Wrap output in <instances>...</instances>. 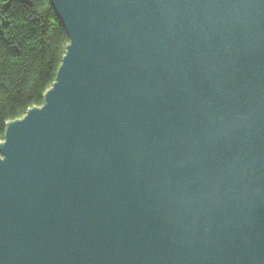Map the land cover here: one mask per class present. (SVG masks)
Instances as JSON below:
<instances>
[{
    "label": "water",
    "instance_id": "obj_1",
    "mask_svg": "<svg viewBox=\"0 0 264 264\" xmlns=\"http://www.w3.org/2000/svg\"><path fill=\"white\" fill-rule=\"evenodd\" d=\"M69 43L0 141V264H264V0H51Z\"/></svg>",
    "mask_w": 264,
    "mask_h": 264
},
{
    "label": "trees",
    "instance_id": "obj_2",
    "mask_svg": "<svg viewBox=\"0 0 264 264\" xmlns=\"http://www.w3.org/2000/svg\"><path fill=\"white\" fill-rule=\"evenodd\" d=\"M68 43L51 0H0V141L8 121L43 104Z\"/></svg>",
    "mask_w": 264,
    "mask_h": 264
}]
</instances>
